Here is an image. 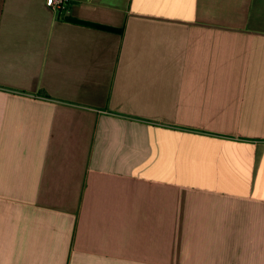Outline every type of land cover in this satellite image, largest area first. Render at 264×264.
<instances>
[{"label":"crops","instance_id":"obj_1","mask_svg":"<svg viewBox=\"0 0 264 264\" xmlns=\"http://www.w3.org/2000/svg\"><path fill=\"white\" fill-rule=\"evenodd\" d=\"M46 2L0 0V264H264V0Z\"/></svg>","mask_w":264,"mask_h":264},{"label":"trees","instance_id":"obj_2","mask_svg":"<svg viewBox=\"0 0 264 264\" xmlns=\"http://www.w3.org/2000/svg\"><path fill=\"white\" fill-rule=\"evenodd\" d=\"M67 21L71 24H75V25H79V26H83V27H87V28H92V29H101V30H106V31H111V32H116L117 30L111 29V28H107L98 24H93V23H88V22H84V21H80L77 19H67Z\"/></svg>","mask_w":264,"mask_h":264},{"label":"built area","instance_id":"obj_3","mask_svg":"<svg viewBox=\"0 0 264 264\" xmlns=\"http://www.w3.org/2000/svg\"><path fill=\"white\" fill-rule=\"evenodd\" d=\"M70 0H47V6L52 9L61 12L66 9L69 5Z\"/></svg>","mask_w":264,"mask_h":264}]
</instances>
